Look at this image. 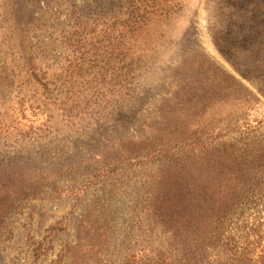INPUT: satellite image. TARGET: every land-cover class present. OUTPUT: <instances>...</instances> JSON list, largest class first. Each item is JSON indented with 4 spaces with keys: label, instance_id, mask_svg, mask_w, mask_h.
I'll return each mask as SVG.
<instances>
[{
    "label": "rangeland",
    "instance_id": "rangeland-1",
    "mask_svg": "<svg viewBox=\"0 0 264 264\" xmlns=\"http://www.w3.org/2000/svg\"><path fill=\"white\" fill-rule=\"evenodd\" d=\"M238 1L170 0L175 13L153 17L134 41L131 72L117 0H0V264H151L172 254L170 228L144 211L147 164L129 152L181 61L195 60L182 72L194 87L201 61L239 77L209 30ZM255 109L264 118V98Z\"/></svg>",
    "mask_w": 264,
    "mask_h": 264
},
{
    "label": "trees",
    "instance_id": "trees-1",
    "mask_svg": "<svg viewBox=\"0 0 264 264\" xmlns=\"http://www.w3.org/2000/svg\"><path fill=\"white\" fill-rule=\"evenodd\" d=\"M117 1L113 24H122L129 37L134 72L137 36L153 17L169 18L175 10L170 0ZM233 5L209 30L239 77L201 61L194 87L182 72L195 60L181 61L156 117L145 120L143 145L129 152V161L147 164L138 174L144 211L173 238V255L162 253L165 258L151 264H264V118L251 116L264 98V0L254 9L247 0ZM59 230L51 227V233Z\"/></svg>",
    "mask_w": 264,
    "mask_h": 264
}]
</instances>
